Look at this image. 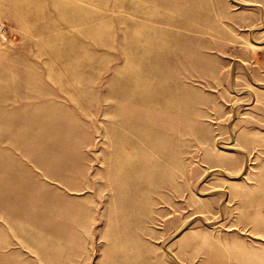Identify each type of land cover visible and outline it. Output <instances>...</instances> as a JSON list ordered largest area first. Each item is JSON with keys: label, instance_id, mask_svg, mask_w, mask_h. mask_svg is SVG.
I'll use <instances>...</instances> for the list:
<instances>
[{"label": "rangeland", "instance_id": "rangeland-1", "mask_svg": "<svg viewBox=\"0 0 264 264\" xmlns=\"http://www.w3.org/2000/svg\"><path fill=\"white\" fill-rule=\"evenodd\" d=\"M0 264H264V0H0Z\"/></svg>", "mask_w": 264, "mask_h": 264}]
</instances>
